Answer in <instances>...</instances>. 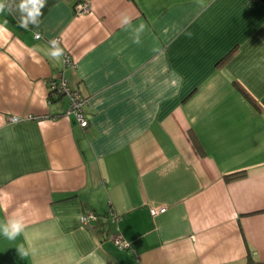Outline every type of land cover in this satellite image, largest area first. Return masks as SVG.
Listing matches in <instances>:
<instances>
[{
    "label": "crops",
    "instance_id": "obj_1",
    "mask_svg": "<svg viewBox=\"0 0 264 264\" xmlns=\"http://www.w3.org/2000/svg\"><path fill=\"white\" fill-rule=\"evenodd\" d=\"M0 2V264L264 263V0Z\"/></svg>",
    "mask_w": 264,
    "mask_h": 264
},
{
    "label": "built area",
    "instance_id": "obj_2",
    "mask_svg": "<svg viewBox=\"0 0 264 264\" xmlns=\"http://www.w3.org/2000/svg\"><path fill=\"white\" fill-rule=\"evenodd\" d=\"M75 8L77 13L79 14L89 11V5L87 3H78L76 4ZM40 37L41 34L39 33L35 35L36 39H39ZM52 41H56L57 47L60 45L61 42L60 38H56ZM52 41L50 43L53 46ZM63 57L66 66H73V62L67 52H63ZM58 97H66L68 99V107L65 112L66 115H74L78 124L84 129L90 125V120L85 110L87 99L83 96L79 89L72 87L69 82L63 77L52 78L49 81V98L52 100L53 98ZM17 120L18 118L16 117L12 118V121ZM165 210L166 207L163 206L155 207L151 209V213L155 216L159 213L164 212ZM96 219L97 215L92 211L86 212L81 215V222L87 226H89L90 222ZM111 219L112 221H117L118 217L116 215H111ZM111 240L114 242L117 248L121 250L130 248V243L125 240L119 233L113 234L111 236Z\"/></svg>",
    "mask_w": 264,
    "mask_h": 264
},
{
    "label": "clouds",
    "instance_id": "obj_3",
    "mask_svg": "<svg viewBox=\"0 0 264 264\" xmlns=\"http://www.w3.org/2000/svg\"><path fill=\"white\" fill-rule=\"evenodd\" d=\"M45 0H22L19 5L20 11L23 14L20 20V27L27 29L31 23L38 24V18L42 15L41 9L44 7ZM4 3L0 2V11H3ZM127 22V20H125ZM53 50L50 55L54 58H59L63 55L62 49L56 46V41H52ZM24 219L23 216H13L8 221V224L3 228V234L10 240H14L23 231ZM25 255L27 253H24Z\"/></svg>",
    "mask_w": 264,
    "mask_h": 264
},
{
    "label": "trees",
    "instance_id": "obj_4",
    "mask_svg": "<svg viewBox=\"0 0 264 264\" xmlns=\"http://www.w3.org/2000/svg\"><path fill=\"white\" fill-rule=\"evenodd\" d=\"M241 91L244 93L245 97H247V99H249L252 103H254L253 98L250 96V94L244 89V88H240ZM246 175L245 171H239V172H235L232 174H228L226 176V180L231 181V180H235V179H239L242 178ZM247 264H264L261 262H257L255 261L250 255L247 258Z\"/></svg>",
    "mask_w": 264,
    "mask_h": 264
}]
</instances>
